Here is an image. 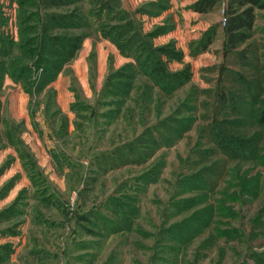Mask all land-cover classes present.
I'll use <instances>...</instances> for the list:
<instances>
[{"label": "rangeland", "instance_id": "1", "mask_svg": "<svg viewBox=\"0 0 264 264\" xmlns=\"http://www.w3.org/2000/svg\"><path fill=\"white\" fill-rule=\"evenodd\" d=\"M56 1L0 0V264H264V9Z\"/></svg>", "mask_w": 264, "mask_h": 264}, {"label": "trees", "instance_id": "2", "mask_svg": "<svg viewBox=\"0 0 264 264\" xmlns=\"http://www.w3.org/2000/svg\"><path fill=\"white\" fill-rule=\"evenodd\" d=\"M52 1V0H51ZM63 2H52V5H63ZM65 4V3H64ZM215 5V0H199L196 3L195 10L199 13H206L210 11ZM256 9H264V0H228L226 6V42L230 49L236 48L238 45L243 44L249 39V32L252 30L255 20L254 11ZM51 21L57 23V19L51 16ZM81 36L73 38H62V42L56 38L50 39V46L59 45L60 48L65 50V56L61 59V64L67 62L73 58L75 51L79 49L82 41ZM49 40V39H48ZM60 43H59V42ZM59 43V44H58ZM60 64V65H61ZM60 66H55L54 71L58 72ZM53 78L50 77L49 81ZM260 124H264V108L260 112L259 116ZM230 141L226 137L220 139V146L225 149L229 146Z\"/></svg>", "mask_w": 264, "mask_h": 264}, {"label": "crops", "instance_id": "3", "mask_svg": "<svg viewBox=\"0 0 264 264\" xmlns=\"http://www.w3.org/2000/svg\"><path fill=\"white\" fill-rule=\"evenodd\" d=\"M149 1H152V0H128V4L130 5V8L128 10H133L138 5L141 6L143 3H148ZM155 1H159V0H155ZM167 2L169 4V9L164 11L160 15L156 16V18H150L149 19L147 16H140L139 17L140 20L142 22H144V26H146L147 24L148 25H153L154 21H155V23L156 22H161L162 19H164V17L168 15V13L173 12V9L177 10L178 7H180L181 5L184 6L188 2H191V0H168ZM208 12H206V13H193V15H197V16H200V17H205ZM202 23L204 25L207 24L205 22H202ZM11 262H12V260H11Z\"/></svg>", "mask_w": 264, "mask_h": 264}, {"label": "built area", "instance_id": "4", "mask_svg": "<svg viewBox=\"0 0 264 264\" xmlns=\"http://www.w3.org/2000/svg\"><path fill=\"white\" fill-rule=\"evenodd\" d=\"M6 16L8 17V28L10 29L9 30L10 31L9 35H10L11 38H13V37L16 38L17 29L13 26L14 15L9 12V14L6 13ZM222 23H223V25L226 24V17L223 18Z\"/></svg>", "mask_w": 264, "mask_h": 264}]
</instances>
